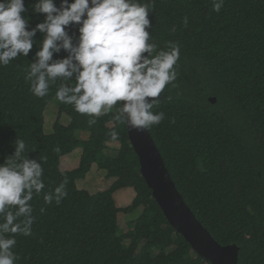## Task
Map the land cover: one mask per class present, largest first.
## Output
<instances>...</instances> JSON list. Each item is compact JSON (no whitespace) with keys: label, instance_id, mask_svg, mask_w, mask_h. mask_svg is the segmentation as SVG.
<instances>
[{"label":"trees","instance_id":"obj_1","mask_svg":"<svg viewBox=\"0 0 264 264\" xmlns=\"http://www.w3.org/2000/svg\"><path fill=\"white\" fill-rule=\"evenodd\" d=\"M35 2L25 0L28 11L22 15L28 30L47 15L32 11ZM142 2L150 4L149 42L158 44L152 55L170 50L167 41L180 45L177 79L150 109L163 111L165 117L149 131L179 192L215 239L240 246L238 264H264V0ZM54 3L60 7L62 0ZM217 3L219 12L214 11ZM66 31L77 44L79 25L70 24ZM45 37L37 31L28 56L0 66V165L14 155V142L23 139L26 147L16 162L35 159L44 169L45 189L29 202L35 217L32 234L15 237V264H212L170 224L153 197L130 143L126 116L119 122L112 118L122 102L107 115L89 117L58 101L53 131L45 132L46 106L56 99L61 84L74 86L76 76L50 81L43 98L30 92L25 70L38 61ZM69 54L61 48L49 63ZM210 96H216V103ZM63 114L70 117L67 125L60 122ZM90 119L96 123L90 126ZM111 130L117 139L108 135ZM79 131L89 132V137L78 138ZM109 142L119 143L115 155L105 152ZM57 146L59 152L54 151ZM78 147V166L62 169L63 156ZM93 163L116 178L96 193L76 183ZM65 178L68 195L57 204L55 188ZM126 187L136 195L130 205L119 207L114 193ZM49 192L53 202L46 204L43 193ZM139 207L142 212L131 228L120 232L118 214Z\"/></svg>","mask_w":264,"mask_h":264},{"label":"clouds","instance_id":"obj_2","mask_svg":"<svg viewBox=\"0 0 264 264\" xmlns=\"http://www.w3.org/2000/svg\"><path fill=\"white\" fill-rule=\"evenodd\" d=\"M154 4L155 0H151V6ZM220 8V3L214 5V11L219 12ZM27 11L25 0H0V66L9 65L18 56H28L36 32L46 33L36 53L38 61L25 70L24 79L33 95L43 98L49 94L50 81L76 74L74 86L61 84L55 92L56 99L73 105L75 112L100 117L112 112L114 106L123 101L122 107L115 108L112 117L115 121H121L126 114L127 125L137 132L160 124L165 113L150 111L159 100L149 102L146 98H158L166 85L177 79L174 66L180 58V45L167 41L164 45L170 46V50L160 49L152 55L158 44L149 42L150 32L146 30L151 27L149 3L142 0H62L57 7L54 0H36L32 11L47 15L44 22L31 30L27 29L28 21L22 15ZM73 23L79 25V42L75 45L66 31V26ZM61 48L68 50L69 56L49 63ZM145 52L149 55H143ZM88 123L91 126L96 120L90 119ZM108 135L113 140L118 138L115 130ZM14 143L17 146L14 155L0 165V218L3 219L0 223V264H15L18 259L13 251L17 244L16 234H32L35 217L29 202L45 189L41 163L28 158L17 163L26 144L23 139ZM54 151L59 152V146ZM44 160L47 161V157ZM66 183L65 178L55 188L57 204L61 197L68 195ZM43 198L46 204L53 202L50 192L43 193Z\"/></svg>","mask_w":264,"mask_h":264},{"label":"water","instance_id":"obj_3","mask_svg":"<svg viewBox=\"0 0 264 264\" xmlns=\"http://www.w3.org/2000/svg\"><path fill=\"white\" fill-rule=\"evenodd\" d=\"M143 55L149 54L145 52ZM164 95L162 92L158 98L146 99L151 102L162 99ZM209 101L216 103V96H210ZM121 102L123 106L124 102ZM127 128L130 143L139 158L142 176L170 224L184 236L193 250L212 264H238L240 246L236 243H219L197 218L179 192L149 129L137 132L128 125Z\"/></svg>","mask_w":264,"mask_h":264},{"label":"rangeland","instance_id":"obj_4","mask_svg":"<svg viewBox=\"0 0 264 264\" xmlns=\"http://www.w3.org/2000/svg\"><path fill=\"white\" fill-rule=\"evenodd\" d=\"M58 110L59 102L57 99H54L46 106L44 110V130L46 133H51L53 131V125L58 116ZM60 122L67 125L70 122V117L66 114H63L60 118ZM77 137L80 139H87L89 137V132L79 131L77 132ZM108 144L111 146V148L105 152L115 155L117 153L115 149L119 147V143L109 142ZM81 154L82 148L78 147L71 153L63 156L61 159V168L64 170L76 168L79 164ZM115 180V177H108L105 169L100 168L97 163H93L86 177L84 179H78L76 183L78 188L88 190L91 193H96L109 188ZM135 195L136 192L132 187L121 188L114 193L116 204L119 207H126L130 205ZM141 212V207L135 209L131 213L120 212L118 214L120 232L129 230L131 228L130 224L133 222V220L140 216ZM128 243V240L124 242L125 245H128Z\"/></svg>","mask_w":264,"mask_h":264},{"label":"flooded vegetation","instance_id":"obj_5","mask_svg":"<svg viewBox=\"0 0 264 264\" xmlns=\"http://www.w3.org/2000/svg\"><path fill=\"white\" fill-rule=\"evenodd\" d=\"M170 87H171V85H170ZM163 92L165 93V95H164V96H166V95H167V93H166V92H167V90H166V91H163Z\"/></svg>","mask_w":264,"mask_h":264}]
</instances>
